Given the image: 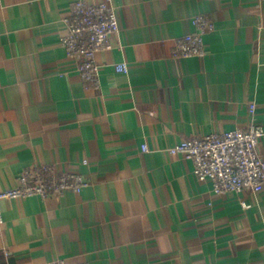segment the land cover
<instances>
[{
  "label": "crops",
  "instance_id": "1",
  "mask_svg": "<svg viewBox=\"0 0 264 264\" xmlns=\"http://www.w3.org/2000/svg\"><path fill=\"white\" fill-rule=\"evenodd\" d=\"M75 1L0 0V190L34 163L89 181L2 199L0 264H264V188L216 193L169 151L264 124V0H111L98 87L61 44ZM197 14L214 23L206 54L174 56Z\"/></svg>",
  "mask_w": 264,
  "mask_h": 264
},
{
  "label": "built area",
  "instance_id": "2",
  "mask_svg": "<svg viewBox=\"0 0 264 264\" xmlns=\"http://www.w3.org/2000/svg\"><path fill=\"white\" fill-rule=\"evenodd\" d=\"M66 32L61 44L69 57L78 60L81 79L87 87H98L99 65L96 53L113 47V37L119 32L115 7L111 0L89 2L76 0L63 17ZM194 30L175 40L173 55L181 58L203 57L206 54L205 35L213 30L214 23L205 14L193 17ZM117 70L127 71L124 62ZM255 105L250 104V113ZM264 138V124L252 119L246 129L232 128L221 133L183 139L169 148L191 160L192 171L200 181L209 180L216 193L259 192L264 188V160L257 146ZM146 150V146H142ZM84 162H86L84 160ZM17 186L0 190V223L3 222L1 201L4 198H47L67 191L81 192L89 185L81 173L58 170L51 164L34 163L26 166L18 175ZM47 264H69L65 259ZM88 264V263H79Z\"/></svg>",
  "mask_w": 264,
  "mask_h": 264
}]
</instances>
